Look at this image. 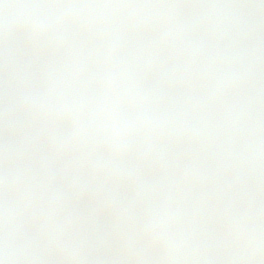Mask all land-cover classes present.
Masks as SVG:
<instances>
[{"label": "rangeland", "instance_id": "rangeland-1", "mask_svg": "<svg viewBox=\"0 0 264 264\" xmlns=\"http://www.w3.org/2000/svg\"><path fill=\"white\" fill-rule=\"evenodd\" d=\"M96 1L0 0V264H176L177 248L204 241L225 249L227 264H259L264 0H117L127 16L114 22V7L92 13ZM120 20L134 41L120 34L116 49L107 38ZM221 20L247 29L259 51L256 68L234 83L214 76ZM38 86L46 97L30 115L24 99ZM202 86L214 89L208 102ZM193 117L203 138L196 151ZM100 131L115 150L98 145ZM55 159L62 178L86 173L75 195L51 198L44 167ZM103 185L160 193L165 219L144 222L104 200ZM94 221L109 227L103 262L79 244Z\"/></svg>", "mask_w": 264, "mask_h": 264}, {"label": "water", "instance_id": "water-1", "mask_svg": "<svg viewBox=\"0 0 264 264\" xmlns=\"http://www.w3.org/2000/svg\"><path fill=\"white\" fill-rule=\"evenodd\" d=\"M223 28L218 31L217 46L215 55L220 65V76L234 78L252 70L256 64L255 50L251 41L244 31L230 22L222 24ZM212 89L203 88L202 94L209 97ZM44 89L38 88L37 92L31 94L26 100L29 112L36 109L37 104L44 97ZM260 126L264 128V115L260 119ZM189 136L195 147L201 145L199 125L196 120L190 123ZM100 144L113 149L116 141L106 132L97 134ZM51 179L58 186L60 185V162L46 167ZM237 175V179L240 178ZM85 175L75 170L65 178V190L68 193L76 192L82 186V179ZM101 191L107 198H114L126 201L130 210L135 211L138 216L152 222H160L166 213V203L162 197L155 193L146 192L138 188L120 189L116 187H102ZM107 227L103 223H96L84 240V249L98 260L106 257L105 237ZM178 264H225V252L212 242H204L198 245L179 248L176 251ZM264 264V259L262 263Z\"/></svg>", "mask_w": 264, "mask_h": 264}]
</instances>
